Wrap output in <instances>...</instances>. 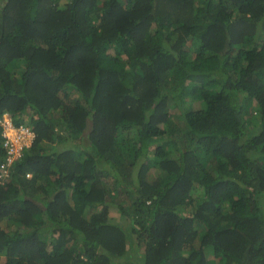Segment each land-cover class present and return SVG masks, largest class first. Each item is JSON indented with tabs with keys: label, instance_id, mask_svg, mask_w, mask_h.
I'll return each mask as SVG.
<instances>
[{
	"label": "trees",
	"instance_id": "trees-1",
	"mask_svg": "<svg viewBox=\"0 0 264 264\" xmlns=\"http://www.w3.org/2000/svg\"><path fill=\"white\" fill-rule=\"evenodd\" d=\"M3 112L0 264H264V0H0Z\"/></svg>",
	"mask_w": 264,
	"mask_h": 264
},
{
	"label": "built area",
	"instance_id": "built-area-1",
	"mask_svg": "<svg viewBox=\"0 0 264 264\" xmlns=\"http://www.w3.org/2000/svg\"><path fill=\"white\" fill-rule=\"evenodd\" d=\"M0 132L2 147L5 151L0 166V180H3L8 176L11 166L31 146L35 139V132L31 126L25 123L16 124L8 112H3L0 116ZM26 176H30V173H27Z\"/></svg>",
	"mask_w": 264,
	"mask_h": 264
},
{
	"label": "rangeland",
	"instance_id": "rangeland-1",
	"mask_svg": "<svg viewBox=\"0 0 264 264\" xmlns=\"http://www.w3.org/2000/svg\"><path fill=\"white\" fill-rule=\"evenodd\" d=\"M197 194H198V193H195V192H194V196H195V197L197 196ZM112 217H116V219H119L115 213H114V215H113Z\"/></svg>",
	"mask_w": 264,
	"mask_h": 264
},
{
	"label": "clouds",
	"instance_id": "clouds-1",
	"mask_svg": "<svg viewBox=\"0 0 264 264\" xmlns=\"http://www.w3.org/2000/svg\"><path fill=\"white\" fill-rule=\"evenodd\" d=\"M31 145H32V144H31ZM20 159H21V158H20ZM20 159H19V160H20ZM27 177H29V176H27Z\"/></svg>",
	"mask_w": 264,
	"mask_h": 264
}]
</instances>
